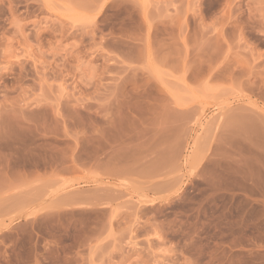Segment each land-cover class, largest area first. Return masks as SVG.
Wrapping results in <instances>:
<instances>
[{"label": "rangeland", "instance_id": "rangeland-1", "mask_svg": "<svg viewBox=\"0 0 264 264\" xmlns=\"http://www.w3.org/2000/svg\"><path fill=\"white\" fill-rule=\"evenodd\" d=\"M0 264H264V0H0Z\"/></svg>", "mask_w": 264, "mask_h": 264}, {"label": "bare ground", "instance_id": "bare-ground-1", "mask_svg": "<svg viewBox=\"0 0 264 264\" xmlns=\"http://www.w3.org/2000/svg\"><path fill=\"white\" fill-rule=\"evenodd\" d=\"M247 109V108H246ZM251 109V108H250ZM245 112V111H244ZM237 113V112H236ZM239 117V115L238 114H235V115H233L232 116V118H231V127H232V135H233V137L235 138V136H236V134H237V131H238V119L240 118H238ZM253 119V118H252ZM253 122V121H252ZM242 126V125H241ZM240 133V132H239ZM239 136V135H238ZM234 167V166H233Z\"/></svg>", "mask_w": 264, "mask_h": 264}]
</instances>
